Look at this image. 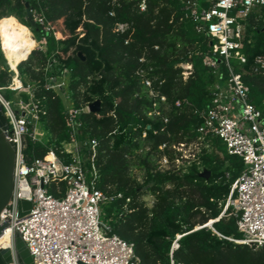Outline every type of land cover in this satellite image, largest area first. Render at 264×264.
<instances>
[{"label": "trees", "instance_id": "16d2710c", "mask_svg": "<svg viewBox=\"0 0 264 264\" xmlns=\"http://www.w3.org/2000/svg\"><path fill=\"white\" fill-rule=\"evenodd\" d=\"M27 2L52 29L46 30L38 21L31 23L35 16H28ZM141 2L0 0V18L15 15L24 23L12 25L3 46L14 67L22 61L20 76L26 86L35 88L46 132L45 142L26 137L25 155L31 161L54 150L69 159L62 152L69 140L64 105L60 95L47 88L48 77L68 70L77 107L96 97L102 101L99 111L83 113L82 137L98 139V187L115 196L102 206L103 219L110 220L119 236L134 243L139 264H171L177 234L183 236L173 258L181 264H264V246L234 241L242 237L237 219L231 208L222 215L244 163L228 152L220 138L207 137L211 151L203 149L200 161L194 160L185 171L162 170L157 164L162 156L175 161L172 146L199 140L197 128L203 118L195 109L211 106L212 87L219 77L204 64L210 37L198 34L191 20L182 19L178 1L146 0L145 10ZM120 23L130 27L120 32ZM29 27L45 49L30 53L36 44H27ZM249 31L252 41L246 40V62L232 63L249 84L252 102L264 113V76L254 73V58L264 50V7L250 16ZM182 62L193 64L187 79ZM220 68L226 76L224 61ZM12 78L0 47V92L7 99L15 94L8 88ZM147 80L159 95L150 97ZM177 99H188L191 105L177 106ZM133 164L145 170L143 181L132 174ZM201 165L211 171L209 179L201 176ZM227 171L230 178L225 176ZM146 194L154 196L152 206L144 200ZM211 220H215L213 227L203 226Z\"/></svg>", "mask_w": 264, "mask_h": 264}, {"label": "built area", "instance_id": "2783aa9c", "mask_svg": "<svg viewBox=\"0 0 264 264\" xmlns=\"http://www.w3.org/2000/svg\"><path fill=\"white\" fill-rule=\"evenodd\" d=\"M176 1L182 19L191 20L198 34L210 37L204 64L219 77L212 87L211 106L195 109L203 118L197 128L199 139L220 138L228 152L239 156L244 163L243 172L232 184L222 215L231 208V214L237 219L242 237L234 241L263 247L264 113L252 102L250 86L242 73L235 70L232 61L246 62V40L252 41L250 16L264 7V0ZM140 8L146 9V0H142ZM35 21L46 30L52 29L41 13ZM129 27V23H120L117 30L125 32ZM36 49H45L44 42L38 41ZM223 61L228 70L226 76L221 73ZM19 64L14 68L9 63L13 78L8 88L18 93L14 104L0 94L9 123L7 133L16 145L14 194L0 221H8L10 225L3 236L13 242L20 233L35 264H139L134 243L119 236L111 223L103 220L102 206L115 196L98 187L101 177L97 165L98 139L82 137L83 113L91 112L90 105L102 101L96 97L79 108L72 96L69 71L48 77L47 88L54 89L64 105L69 140L63 144L62 152L69 159L51 150L46 156L29 161L25 155L26 137L45 142L46 132L41 124V102L35 99V88L23 83ZM180 65L187 79L192 74L193 64L182 62ZM254 73L264 76V50L254 58ZM146 85L150 97L159 95L151 80H147ZM24 94L28 100L24 99ZM161 100L166 101V97L161 96ZM184 103L191 105L188 99L175 102L177 106ZM154 105L158 107V103ZM146 135L144 131L143 136ZM225 176L230 178L231 172L227 171ZM21 200L32 202V208L24 216L19 214ZM182 236L177 234L172 243L171 264H181L173 258V252L180 247Z\"/></svg>", "mask_w": 264, "mask_h": 264}, {"label": "water", "instance_id": "95a60500", "mask_svg": "<svg viewBox=\"0 0 264 264\" xmlns=\"http://www.w3.org/2000/svg\"><path fill=\"white\" fill-rule=\"evenodd\" d=\"M27 5V13L29 17L33 16V11ZM35 24V20L31 21ZM91 111H99L101 109V102L96 101L90 105ZM9 127L7 116L4 112L1 100H0V221L1 215L4 209L9 205L12 200L15 188V165H16V145L13 140L8 136L7 130ZM201 176L209 179L211 171L205 170L201 173ZM32 208V202L28 200L20 201V216L27 214ZM215 220L209 221L206 226H212ZM10 224L8 221L0 223V239L4 235V230ZM200 227H196L198 229ZM5 241L12 245L13 264H35L33 256L27 247L26 242L23 240L22 235L17 233L14 241L12 242L9 237H5ZM0 264H4L3 261Z\"/></svg>", "mask_w": 264, "mask_h": 264}, {"label": "rangeland", "instance_id": "374dc122", "mask_svg": "<svg viewBox=\"0 0 264 264\" xmlns=\"http://www.w3.org/2000/svg\"><path fill=\"white\" fill-rule=\"evenodd\" d=\"M35 16V19L39 17L40 13L39 12H35L33 13ZM11 18V20H9ZM23 23L21 21V19L15 15H11V16H6V17H2L0 18V47L1 50L6 58V63L9 65V63L11 64V66L14 67L13 62L11 60H8L4 51H3V47H2V42L4 41V36L5 35H10L12 32V25L13 26H17V23ZM24 24V23H23ZM26 25V24H25ZM30 28V27H29ZM31 29V28H30ZM30 33H33L32 29L30 30ZM35 38V40L37 41V45H38V40L36 39L34 33L33 35H31ZM2 39V40H1ZM4 43V42H3ZM36 45V47H37ZM35 47V49H36ZM34 50V49H33ZM32 50V51H33ZM30 55V54H29ZM10 67V66H9ZM1 95H3V93L0 92ZM18 93H15V95H17ZM4 96V95H3ZM14 96L11 99H8L11 103L14 104ZM5 97V96H4ZM177 148H175L174 146H172V148L174 149L173 152V157L175 158L174 162L172 163L171 159L168 156H162L158 159L157 164L159 165L160 169H169V168H175V171L181 170L183 169V171H185V169L191 165V163L194 160H198L200 161V155L202 154V150L203 149H208L209 151H211L212 149V143L209 141H203L202 139L193 141L191 143H186L185 146L183 145H177ZM182 153L181 155L179 154ZM179 157V160H176ZM166 158L169 160L167 161ZM201 169L202 172L205 171L204 170V166L201 165ZM132 174L139 180V181H143L144 179V175H145V170L143 168H141L139 165L137 164H133V169H132ZM154 196L152 194H146L144 195V200L147 202V204L149 206H152L154 203ZM107 222H110V220H106L103 219Z\"/></svg>", "mask_w": 264, "mask_h": 264}, {"label": "bare ground", "instance_id": "6f19581e", "mask_svg": "<svg viewBox=\"0 0 264 264\" xmlns=\"http://www.w3.org/2000/svg\"><path fill=\"white\" fill-rule=\"evenodd\" d=\"M22 33L24 34V32H22ZM30 35H33V34L32 33H29L26 36V38H27V44H30V43L33 44V43H35L37 45V41L35 40V38L33 36H30ZM2 47H3V51L5 53V49H4V46H3V42H2ZM35 47L33 49H35ZM31 51H30V53H31ZM11 253H13L12 245L10 243H8L7 241H5V236H3L0 239V262L3 261L4 264H13V262H11V261H13V257H11Z\"/></svg>", "mask_w": 264, "mask_h": 264}]
</instances>
